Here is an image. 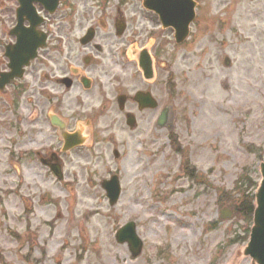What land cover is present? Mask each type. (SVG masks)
<instances>
[{
    "label": "rangeland",
    "instance_id": "374dc122",
    "mask_svg": "<svg viewBox=\"0 0 264 264\" xmlns=\"http://www.w3.org/2000/svg\"><path fill=\"white\" fill-rule=\"evenodd\" d=\"M107 1L62 0L52 14L37 6L50 50L26 69L24 90L15 83L0 91V264H258L245 253L248 221L222 220L219 210L237 197V180L242 190L259 182L264 163V0H197L182 45L141 0H120L128 25L117 42L131 25L142 27L155 72L142 86L157 107L142 109L130 128L109 92L107 104L89 92L76 118L62 115L69 128L83 120L89 134L86 146L61 153L63 179L33 152L47 155L61 142L32 90L47 63L87 51L77 39L88 26L97 42L115 40V3L103 9ZM17 5L0 0V70ZM131 66L118 74L124 83L136 79ZM103 71L92 73L105 80ZM113 173L121 192L110 205L101 181ZM128 220L143 243L137 256L115 239Z\"/></svg>",
    "mask_w": 264,
    "mask_h": 264
},
{
    "label": "flooded vegetation",
    "instance_id": "af4514ba",
    "mask_svg": "<svg viewBox=\"0 0 264 264\" xmlns=\"http://www.w3.org/2000/svg\"><path fill=\"white\" fill-rule=\"evenodd\" d=\"M113 2L115 3V11L112 16L115 19V25L117 23L124 24V31L117 33L114 25L115 40L110 39L109 34L105 35L106 37L104 36V41L97 42L96 31L93 33V38L85 44L77 39L78 43L87 51L74 55L75 57L71 56L69 52L64 56V59L59 61L56 59L53 65L47 63L43 80L38 78L39 84L37 88L32 90V96H35V94L41 95L42 107L47 113L63 118L64 114L68 112L70 118H76L74 115L82 112V109L79 112L80 108H78L79 103L82 102V96L91 93L97 98L100 97L103 103L107 104L109 99L106 92L110 93V103L116 104V111L122 116L130 113L134 115V118H137V115L142 113L141 104L135 99V95L142 90H150L147 86H142V71L139 69V64L140 62L142 63V51L147 47L144 43L146 40L142 37V27L135 28L131 25L130 32L125 35L127 37L124 42H117V38H122L125 34L128 23L126 21L127 17L123 15L120 9V7H125V5L121 4L120 0H108L107 4H103L102 8L108 9V6ZM141 8L143 9L142 11L155 15V18L159 21L153 11L144 8L143 5ZM104 46L107 47L105 48ZM112 47V51H109L108 56L104 59L99 56L103 51ZM49 50L45 49L43 53H48ZM147 50L154 51L151 47ZM39 56H42V54L39 53ZM131 63L133 64L132 66L130 65ZM130 66L134 68L136 79L132 80V75H130L131 80L129 83H124L122 81L123 76L118 74L120 72L124 73ZM97 68L104 70L103 72L108 75L107 79L103 80L99 78L100 75L98 77L93 75L92 70ZM118 96H123L121 108L117 104L118 101L116 102ZM66 126L68 127L67 123Z\"/></svg>",
    "mask_w": 264,
    "mask_h": 264
},
{
    "label": "water",
    "instance_id": "95a60500",
    "mask_svg": "<svg viewBox=\"0 0 264 264\" xmlns=\"http://www.w3.org/2000/svg\"><path fill=\"white\" fill-rule=\"evenodd\" d=\"M19 7L16 10L17 24L10 31L16 36V43L6 46L5 54L9 58L8 67L9 72L0 75V88H2L10 78L19 76L22 72V66L34 57L35 51L41 47L45 41V34L36 30L35 27L42 22L35 11L32 3L34 1L40 2L45 9L52 12L56 8L57 0H18ZM145 6L156 11L164 26H173L176 30L175 37L177 41L182 40L188 29L189 22L194 18L193 0H145ZM24 19L29 21V26L23 25ZM225 65H229L228 58L224 59ZM142 71L146 78L152 76V64L150 56L146 51L142 52ZM142 106H154L153 100L149 94L142 93ZM168 109H165L158 124L163 125L167 119ZM127 124L132 125L133 119L128 118ZM52 123L58 125L62 130V125L52 120ZM65 140V148H70L76 144H81L83 138L80 133L74 135L65 134L62 131ZM114 155L117 152L114 151ZM60 176V170L54 169ZM261 185L256 194L257 207L254 211V226L251 229L250 238L246 247L245 253L250 255L257 261L258 264H264V163L261 165ZM103 188L106 190L109 203L113 204L119 195L120 187L116 176H112L110 180L103 181ZM231 212L224 209L220 211V217L226 218L230 216ZM116 239L120 242L128 241L129 248L133 255L138 254L141 248V240L137 237L134 229V223L128 222L116 234Z\"/></svg>",
    "mask_w": 264,
    "mask_h": 264
},
{
    "label": "trees",
    "instance_id": "16d2710c",
    "mask_svg": "<svg viewBox=\"0 0 264 264\" xmlns=\"http://www.w3.org/2000/svg\"><path fill=\"white\" fill-rule=\"evenodd\" d=\"M240 185H236V190L238 192L237 197H229L226 201L229 202L230 207L233 209L234 217L245 219L246 221H248V224H250L252 219V213L254 210V196L252 193L253 188H251L250 190H242L239 188ZM248 229L249 227H247L246 229L245 238H247Z\"/></svg>",
    "mask_w": 264,
    "mask_h": 264
},
{
    "label": "bare ground",
    "instance_id": "6f19581e",
    "mask_svg": "<svg viewBox=\"0 0 264 264\" xmlns=\"http://www.w3.org/2000/svg\"><path fill=\"white\" fill-rule=\"evenodd\" d=\"M217 92H218V93H220V91H219V90H217Z\"/></svg>",
    "mask_w": 264,
    "mask_h": 264
}]
</instances>
